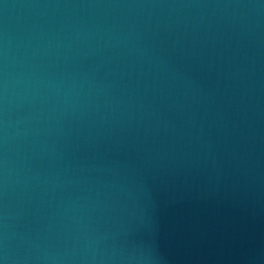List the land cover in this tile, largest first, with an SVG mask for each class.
<instances>
[{
    "label": "water",
    "instance_id": "95a60500",
    "mask_svg": "<svg viewBox=\"0 0 264 264\" xmlns=\"http://www.w3.org/2000/svg\"><path fill=\"white\" fill-rule=\"evenodd\" d=\"M0 264H264V0H0Z\"/></svg>",
    "mask_w": 264,
    "mask_h": 264
}]
</instances>
